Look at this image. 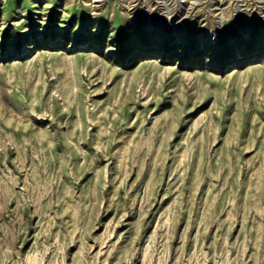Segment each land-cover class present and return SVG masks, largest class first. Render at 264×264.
<instances>
[{
    "label": "rangeland",
    "instance_id": "374dc122",
    "mask_svg": "<svg viewBox=\"0 0 264 264\" xmlns=\"http://www.w3.org/2000/svg\"><path fill=\"white\" fill-rule=\"evenodd\" d=\"M0 264H264V0H0Z\"/></svg>",
    "mask_w": 264,
    "mask_h": 264
}]
</instances>
